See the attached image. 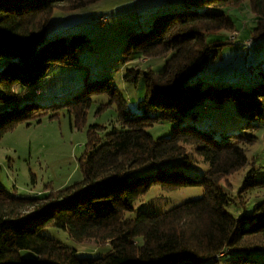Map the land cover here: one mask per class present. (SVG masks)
<instances>
[{"label":"trees","instance_id":"obj_1","mask_svg":"<svg viewBox=\"0 0 264 264\" xmlns=\"http://www.w3.org/2000/svg\"><path fill=\"white\" fill-rule=\"evenodd\" d=\"M98 1L0 0V138L20 124L58 118L64 110L73 126L82 127L98 94L118 104L121 125L105 133L102 125L90 126L83 178L72 184L29 196L0 185V264H211L229 254L230 264H263L264 200L251 212L232 214L226 191L233 186L230 175L248 165L240 197L264 185V179H256V160L243 146L256 134L225 128L219 136L201 113L230 101L246 128L264 123V71L256 80L253 69L248 85L202 74L219 57L226 32L231 31L226 43L240 39L230 40L238 31L223 8L248 1L258 16L251 31L255 42L264 37V0H163L122 50L125 63L137 62L126 80L146 81L140 113L132 112L111 77L89 82L65 103L44 105L28 98L25 93L39 91L54 65L76 64L89 45L82 33L47 37L56 9L72 11ZM179 1L186 5L176 8ZM158 56H165L162 71L143 67L141 59ZM155 125L158 132L172 126V132L154 137L147 127ZM154 185L169 191L203 186L204 195L168 211L139 210L130 216ZM48 226L67 230L77 242L95 240L109 248L99 256L81 255L42 233Z\"/></svg>","mask_w":264,"mask_h":264},{"label":"rangeland","instance_id":"obj_2","mask_svg":"<svg viewBox=\"0 0 264 264\" xmlns=\"http://www.w3.org/2000/svg\"><path fill=\"white\" fill-rule=\"evenodd\" d=\"M162 3L163 0H100L77 10L56 9L47 37L82 33L89 39V45L80 53L76 64L54 65L41 81L40 90L30 88L25 93L26 96L44 105L61 104L72 99L89 82L111 77L124 94L132 112L140 113V102L148 91L146 81L143 77L137 82L126 80L127 71L137 62L125 63L122 60V50L130 33L145 27ZM185 5L186 3L179 1L175 7L182 8ZM223 10L234 20V30L238 31L236 35L240 39L235 43H226L225 39L231 31L226 32L222 36L225 44L220 47L219 57L208 62L202 74L223 78L224 81L251 84L253 69L256 80L262 75L261 71H264V37H257L251 49L246 47L243 40L252 37L251 31L258 16L248 1ZM141 60L143 67L150 66L158 72L166 64L165 56L153 57L147 62L146 58ZM1 108L4 105L0 104ZM201 114L209 127L218 128L219 136L225 128L230 132L256 134L253 141H245L243 146L250 160H256V179H264V123H258L252 130L246 128L247 121L237 114L230 101L223 107H207ZM118 117V104L112 102L108 94H98L93 96L87 120L82 127L72 125L73 118L66 110L58 118L46 117L40 123L18 125L0 138V185L14 194L29 196L41 190L63 188L82 179L81 159L86 149L90 126L102 125L105 127L103 133L109 132L121 127ZM158 128V125L147 127L154 137L168 136L172 132V126H166L161 132H158ZM250 168L251 165L242 167L230 175L233 186L226 187V191L233 199L228 207L232 214L251 212L259 201L264 200V185L247 193L246 199L240 197L239 190ZM203 195V186H184L169 191L160 185H154L137 200L129 215L135 217L139 210L168 211ZM42 233L69 247L77 248L81 255L99 256L109 248L97 244L95 240L77 242L67 230L55 226L46 227ZM232 257L233 254H229L225 261L211 264H230ZM259 259L264 264V254Z\"/></svg>","mask_w":264,"mask_h":264},{"label":"built area","instance_id":"obj_3","mask_svg":"<svg viewBox=\"0 0 264 264\" xmlns=\"http://www.w3.org/2000/svg\"><path fill=\"white\" fill-rule=\"evenodd\" d=\"M236 33L238 32H234L231 34L230 36V40L232 41H235L236 39H238V36L236 35ZM250 40H245V43L246 45L249 47V48H252L253 46V42H254V39L253 38H249ZM228 253V250H225V251H222L221 253H219L217 256H216V259H218L219 257H222L223 255H226Z\"/></svg>","mask_w":264,"mask_h":264}]
</instances>
